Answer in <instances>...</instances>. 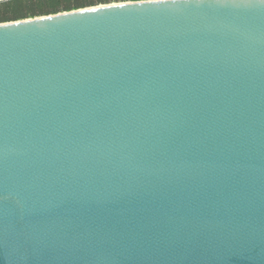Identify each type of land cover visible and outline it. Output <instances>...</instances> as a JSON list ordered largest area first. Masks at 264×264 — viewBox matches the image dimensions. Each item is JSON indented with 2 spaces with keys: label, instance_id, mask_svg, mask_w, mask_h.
Returning a JSON list of instances; mask_svg holds the SVG:
<instances>
[{
  "label": "water",
  "instance_id": "water-1",
  "mask_svg": "<svg viewBox=\"0 0 264 264\" xmlns=\"http://www.w3.org/2000/svg\"><path fill=\"white\" fill-rule=\"evenodd\" d=\"M0 264H264V0L0 23Z\"/></svg>",
  "mask_w": 264,
  "mask_h": 264
},
{
  "label": "trees",
  "instance_id": "trees-1",
  "mask_svg": "<svg viewBox=\"0 0 264 264\" xmlns=\"http://www.w3.org/2000/svg\"><path fill=\"white\" fill-rule=\"evenodd\" d=\"M125 1L139 0H0V23Z\"/></svg>",
  "mask_w": 264,
  "mask_h": 264
},
{
  "label": "snow or ice",
  "instance_id": "snow-or-ice-1",
  "mask_svg": "<svg viewBox=\"0 0 264 264\" xmlns=\"http://www.w3.org/2000/svg\"><path fill=\"white\" fill-rule=\"evenodd\" d=\"M93 10H95V9H93Z\"/></svg>",
  "mask_w": 264,
  "mask_h": 264
}]
</instances>
